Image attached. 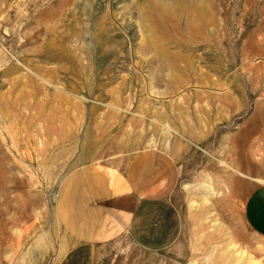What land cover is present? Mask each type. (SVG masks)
<instances>
[{
	"label": "rangeland",
	"instance_id": "374dc122",
	"mask_svg": "<svg viewBox=\"0 0 264 264\" xmlns=\"http://www.w3.org/2000/svg\"><path fill=\"white\" fill-rule=\"evenodd\" d=\"M84 163L140 193L102 264H264V0H0V264H57Z\"/></svg>",
	"mask_w": 264,
	"mask_h": 264
},
{
	"label": "crops",
	"instance_id": "0c3cea01",
	"mask_svg": "<svg viewBox=\"0 0 264 264\" xmlns=\"http://www.w3.org/2000/svg\"><path fill=\"white\" fill-rule=\"evenodd\" d=\"M161 190L154 184L151 194ZM142 192L146 197L147 189ZM139 195L131 177L108 164L84 163L69 170L59 182L54 207L71 246L57 264H102L107 258L102 250L130 228ZM243 216L253 233L264 237V183L248 192Z\"/></svg>",
	"mask_w": 264,
	"mask_h": 264
},
{
	"label": "bare ground",
	"instance_id": "6f19581e",
	"mask_svg": "<svg viewBox=\"0 0 264 264\" xmlns=\"http://www.w3.org/2000/svg\"><path fill=\"white\" fill-rule=\"evenodd\" d=\"M236 251H238V250H236ZM242 251H243V250H242ZM240 255H241V257H240V258H242L244 254L241 252V254H240ZM252 260H253V259H250V262H251ZM252 264H253V263H252Z\"/></svg>",
	"mask_w": 264,
	"mask_h": 264
}]
</instances>
